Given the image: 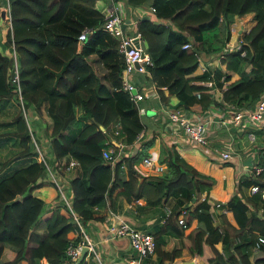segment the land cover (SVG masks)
Returning a JSON list of instances; mask_svg holds the SVG:
<instances>
[{
    "label": "trees",
    "instance_id": "trees-1",
    "mask_svg": "<svg viewBox=\"0 0 264 264\" xmlns=\"http://www.w3.org/2000/svg\"><path fill=\"white\" fill-rule=\"evenodd\" d=\"M143 2L126 0L133 7ZM9 4L10 27L4 40L0 31V113L9 112L5 105L13 106L11 98H15L18 110L11 119H0V126H4L0 143L10 141L18 150L0 165V264L23 259L33 262L36 257H45L51 264H71L66 248L81 238L79 233L69 235L77 229L73 213L84 221L99 218L94 212L107 199L110 206L117 197L126 201L144 198L148 205L163 206L170 196L176 199L177 208L166 217L160 212L165 224L153 234L158 262L173 260L183 245L200 255L207 244L212 250L209 264H264V217L255 212L247 216L249 206L264 209L259 192L234 193L222 203L226 208L217 214V222L209 198L214 178L191 164L176 143L164 144L161 149L158 159L164 163L163 170L147 175L135 164L150 154L153 137L143 139L132 155H120L114 161L102 156L103 147L118 149L110 138L115 122H120L121 128L119 135L113 136L125 144L142 136L146 125L122 87L123 60L117 41L101 27L104 11L98 1L9 0ZM149 4L161 21L139 18L137 27L152 60L145 79L155 85L162 102L199 112L212 106L247 108L255 104L264 90V0H152ZM248 12L253 13L254 23L240 47L218 56L225 68L218 61L196 72V53L222 52L235 16ZM85 27L92 31L81 40L78 36ZM189 40L192 47L184 48ZM91 54L110 69L109 79L98 77L87 59ZM15 65L17 79L10 73ZM234 72L239 76L232 80ZM208 78L220 90L219 98L202 83ZM29 109L35 113L44 110L50 117L54 156L74 157L79 162L69 179L71 206L60 202L46 217L45 200L35 193L46 167L35 157ZM246 139L241 136L240 143ZM16 160L24 163L15 168L12 164ZM255 160L262 169L241 175L239 185L249 188L257 183L264 188V146L258 149ZM227 210L237 226L228 220ZM180 216L184 224L178 223ZM194 220L197 225L186 232ZM40 222L45 226L38 231ZM231 228L235 230L230 232ZM171 236L188 240L168 250ZM218 240L223 241L222 250L215 246ZM6 245L16 252L9 260L1 259Z\"/></svg>",
    "mask_w": 264,
    "mask_h": 264
},
{
    "label": "crops",
    "instance_id": "crops-1",
    "mask_svg": "<svg viewBox=\"0 0 264 264\" xmlns=\"http://www.w3.org/2000/svg\"><path fill=\"white\" fill-rule=\"evenodd\" d=\"M152 0H145L142 4L138 6H144L148 10V12L140 11L138 6H130L124 1V11L126 15V21L128 24V28H132L139 18L142 19L143 15L148 14L149 18L143 19H151L156 22L161 21L158 19L154 11L148 9ZM1 11V10H0ZM1 14V13H0ZM253 13L248 12L243 15H236L234 18L233 23L231 24V37L229 41L226 43L225 47L227 46L229 49H237L239 47V41L245 39V33L248 32L254 21H253ZM3 21L0 23V31L2 40L5 39L7 32L9 31L10 27V20L8 17L2 16ZM170 24V23H169ZM107 33V32H106ZM109 36H111L109 34ZM112 37V36H111ZM113 38V37H112ZM224 47V48H225ZM223 48V50H224ZM231 49V50H232ZM228 51V50H227ZM217 54V53H215ZM121 55V54H120ZM97 55L91 54L87 59L91 63L92 67L94 68L96 74L100 79L103 81L109 79L108 67L104 64L102 59L97 60ZM122 57V55H121ZM123 60V57H122ZM219 61V66L221 68H225V63L221 62L219 59L211 58L208 56H203V67H199L197 64L196 72H202L207 65H214ZM250 67L247 66V69ZM12 69L13 74H11L13 79H17V66L15 65ZM10 70V73L12 71ZM123 69V67H122ZM121 69V73H122ZM108 73V74H107ZM239 74L234 72L232 73V80L238 78ZM106 78V79H104ZM135 85L140 86V90H144L145 92H153L156 91L155 85L145 79V76L141 74H133L131 78ZM122 81V77H121ZM138 89V88H137ZM139 90V89H138ZM157 92V91H156ZM158 94V93H157ZM213 94L216 98H219L221 92L218 90L213 91ZM159 96V94H158ZM176 101V100H174ZM145 107H147V111L144 115H142V119L145 122L146 129L144 131L145 138H154L153 145L149 148L151 153L157 154L160 157L161 149L164 144L176 143L182 153V155L191 163L193 164L198 170L201 172L208 174L214 178V182L211 185L209 190V198L210 202L212 203L211 210L214 214L215 220H218V213L222 211L219 208L214 207L215 202L225 203L227 200L238 191L243 195L249 194V188L246 186H241L238 183L239 177L250 175L251 168L246 166L245 159L249 156L255 159L257 155V151L259 148L264 146V142L262 139H258L254 142V144H249L247 139L245 140L244 144L240 143L239 138L246 137V134L240 133L238 136L235 137V143L233 146V151L231 157L227 160L222 161L217 154L210 155L207 153L203 146L197 143L188 144L186 142V138L183 134H179L175 136V134L170 133L167 130L165 124L161 120V102L162 100L157 99L156 96H153L151 99L145 98L142 101ZM162 104H176V103H164ZM150 106V108H149ZM152 106V107H151ZM194 108H198L197 106ZM199 112V111H195ZM29 116L32 120V124L34 126V130L37 134L38 140L45 148H48L47 151L42 152L44 157L53 169V174L57 177L64 185L67 195L70 196V206H71V199H72V189L70 187L69 179L76 173V168L79 165V162L74 157H69V159H62L57 158L54 156L53 149L50 143V136L48 133L50 132L49 124H50V117L45 113L44 110L41 113H35L31 109H29ZM213 126V125H212ZM258 129L256 133L259 136H264V119L259 123ZM103 129V126H100ZM118 127V132L115 130ZM121 124L120 122H115L112 125V134L110 136L111 141L115 144L116 147L121 148L123 146V142L120 140L117 141L113 135H119L120 133ZM47 130V140L46 138L41 137L45 131ZM209 148L218 146L222 144V139L227 138V131L224 128H216L215 126L209 129ZM261 141V144L259 143ZM34 144L38 145L35 140ZM250 142V141H249ZM138 142H135L137 144ZM134 144V143H133ZM134 144V145H135ZM125 145V143H124ZM131 145V146H134ZM137 146V145H135ZM111 147V146H109ZM104 148V147H103ZM102 148V149H103ZM113 148V147H112ZM139 148V147H138ZM49 156V158L46 157ZM38 152L36 154V159L38 161L43 162L38 157ZM73 159L77 161V164L67 168L68 162ZM44 163V162H43ZM45 164V163H44ZM139 171L143 174L147 175L149 173L156 172L152 167L144 164V162L140 161L135 164ZM46 167V165H45ZM16 168V167H15ZM41 185L36 187L35 193L42 196L46 203V210L48 211L43 217H46L51 214V209L56 206L58 203L63 202L60 199V195L57 192V188L55 184L52 182L50 178V174L48 177L47 169L45 168L44 176L41 179ZM44 183V184H43ZM54 184V186H53ZM64 203V202H63ZM250 211L247 212V216L252 214L253 212L257 213L259 216L264 217V209L262 206H249ZM176 199L174 197H169V200L166 202L165 205L160 206H151L146 204V200L144 198H139L132 201H126L123 197L115 198L113 205H109L108 199L102 206L96 208L94 215L99 218H89L86 220H79V224L76 222V230L69 233L70 236H75L77 233L82 236L83 234L87 235V237L92 241L94 245V249L98 255V258H93L88 253L84 255L81 261H77L81 264H209L207 262V258L212 255L211 248L204 244L202 254H195L191 253L188 250L186 245L182 246L181 252L179 255H176L173 260L168 261L164 260L162 263L157 261L156 252L149 254L148 256L139 259L136 251L131 247L130 242L127 237L125 236H117L114 235L111 227L112 224L116 223L119 219L126 220L133 224L137 228H141L147 230L154 234L158 230H161V226L165 224L164 220L166 216H169L172 209H176ZM226 208V206H225ZM257 208V209H254ZM164 211L165 217L163 218L160 215V212ZM225 211V210H224ZM226 215L228 220L231 222L232 225L237 226L236 221L234 219L233 214L230 210L226 211ZM197 225V222L194 220L190 227H188L185 231L188 232L192 227ZM44 222H40L37 226L36 230L41 231L44 228ZM229 229V228H228ZM235 229H230V232H233ZM185 232V233H186ZM168 234L165 233L164 236ZM188 240L187 237L179 238L175 236H171L166 244V249L170 250L174 247H179L181 245V241ZM215 246L222 250L223 248V241L218 240L215 242ZM16 252L13 248L9 245H6L3 248V253L1 255V259L9 260L15 256ZM79 258V257H78ZM16 264H51L45 257H36L33 262H29L25 259L18 261ZM261 264V263H257Z\"/></svg>",
    "mask_w": 264,
    "mask_h": 264
},
{
    "label": "built area",
    "instance_id": "built-area-1",
    "mask_svg": "<svg viewBox=\"0 0 264 264\" xmlns=\"http://www.w3.org/2000/svg\"><path fill=\"white\" fill-rule=\"evenodd\" d=\"M100 1L102 2L101 8L104 11V20L101 27L117 41V50L123 57V69L121 73L122 87L124 90L129 92L131 99L136 105L138 113L140 115H144L147 111V107L141 104V101L145 98L151 99L153 96H156L159 100L160 98L156 91L145 92L142 89L138 90L133 80L130 79L133 74H141L143 77L150 75L148 65L152 64V60L144 47L143 34L141 30L138 29L136 22L132 28L127 27L128 24L125 19L126 15L124 11L125 0ZM138 8L142 11V13L148 12L146 7L142 5L138 6ZM148 9L151 11L155 10L152 5H150ZM0 10H4V17L10 18L9 0H0ZM91 31L92 30L90 28L85 27L80 32L78 38L81 40L85 39ZM241 43L242 40L239 41V47ZM183 47L190 49L192 47V41L189 40L185 42ZM231 49L226 46L222 52L217 54L196 53L198 66L201 68L204 66L202 62L203 56L216 58L218 60L219 55H223L225 51ZM242 53H244V51ZM221 79H223V77ZM202 83L208 87L207 90L209 92L213 93L215 90L220 92L217 86H214L212 78H208ZM134 88L136 89L135 93L132 91ZM197 95H200V92H198ZM160 112L161 120L170 133L175 134V136L183 134L188 144H200L204 147L207 153L210 155L217 154L220 159L224 161L231 157L234 149L233 146L235 143V137L240 133L244 132L247 139L254 144L257 137L256 130L260 127L259 123L264 119V90L260 93L258 99L252 107L236 108L231 104L228 108H224L222 106H212L203 112H195L176 104L164 105L161 102ZM212 125L218 129L224 128L227 131V138L222 139L221 145L209 148L208 144L210 141L208 135L210 126L213 127ZM115 132H118V127ZM36 150L38 152L39 159L46 165L48 177L50 174V178L57 188L60 199L70 207V196L66 193L65 185L57 177H55L52 167L48 165L44 154L38 145H36ZM121 151V148L113 149L112 147H104L102 149V156L107 160L114 161L118 158V156L122 155L120 154ZM247 158L245 159V164L251 168V174L258 173L262 168L256 164V156L255 159L250 157V163L246 161ZM143 162L157 172L163 170L164 168V165L156 162L152 156L146 157ZM76 164L77 161L71 159L68 162L67 168ZM253 192L260 193L264 206V188L260 187L257 183H253L249 186V193ZM221 205V202L214 203L215 208H220L224 211L225 208ZM73 216L79 224L78 217L74 213ZM184 222V217L180 216L178 218V223L184 224ZM111 230L114 235L125 236L128 238L131 247L136 251L140 260L154 252L155 238L151 232L137 228L130 222L123 219H119L116 223L112 224ZM261 238L264 239V236H261ZM83 246H87V253L89 255L93 258H98L92 241L87 237V235L83 234L76 244L70 243L66 248V254L70 257L71 264H81L77 261V259Z\"/></svg>",
    "mask_w": 264,
    "mask_h": 264
},
{
    "label": "rangeland",
    "instance_id": "rangeland-1",
    "mask_svg": "<svg viewBox=\"0 0 264 264\" xmlns=\"http://www.w3.org/2000/svg\"><path fill=\"white\" fill-rule=\"evenodd\" d=\"M97 1H98V4L100 5V7H102V2H101L100 0H97ZM10 101L13 102V106H14V107L11 106L10 104H9V105H5L6 110L9 111V112H7V114H2V113H0V119H2V120H4V121H7L8 119H11V117H12L11 114H12L15 110H18V107L14 105V104L16 103L15 98H11ZM14 108H16V109H14ZM3 128H4V126H3V127L0 126V130H2ZM30 129H31V131H32L33 137H34L35 141L37 142V144H38L40 150H41L42 152L47 151L48 148H45V147L43 146V144H41L40 141L38 140V137H37V134H36V132H35V130H34V126H33V124H31ZM46 134H47V130L45 131V133H44L41 137L46 138V140H47V136H46ZM48 135H49V133H48ZM143 139H145V135H144V134H143L142 136H140V137L135 141V142H138L137 144H135V142H133V143H134L135 145H137V146H135L133 143H132V144H125V145H124V143H123V146L121 147L122 151H121L120 154H122V155H126V156H127V155H132V154H134V153L136 152V150L138 149V147H139V145H140V143H141V141H142ZM255 141H257V137H256ZM255 141H254V142H255ZM262 142H264V136H263V140H262ZM259 143L261 144V141H260V140H259ZM249 144H252V142H248V145H249ZM131 145H134V146H131ZM17 150H18V146H17V145H14V144L11 143L10 141H8V142L5 143V144L0 143V165H1V162H2L3 160L7 159L9 156L12 155V153H13L14 151H17ZM148 156H152V157H154V159H155L156 162H158V163H162V162L159 161L157 154H154V153H151V152H150V154H149ZM148 156H144L140 161L143 162L144 159H145L146 157H148ZM46 157L49 158L48 155H46ZM49 159H50V158H49ZM140 161H139V162H140ZM23 163H24L23 160H16V161H14V163L12 164V166H13V167H17V166H19V165H21V164H23ZM162 164L164 165V163H162ZM1 169H2V168H1ZM1 169H0V170H1ZM2 172H3V171H2ZM2 172H0L1 175H2ZM156 172H157V171H156ZM217 222H218V221H217Z\"/></svg>",
    "mask_w": 264,
    "mask_h": 264
},
{
    "label": "water",
    "instance_id": "water-1",
    "mask_svg": "<svg viewBox=\"0 0 264 264\" xmlns=\"http://www.w3.org/2000/svg\"><path fill=\"white\" fill-rule=\"evenodd\" d=\"M0 13H1V15L3 16V14H4V10H1ZM143 18H149V15H148V14L143 15V16H142V19H143ZM137 65H138V64H137ZM13 70H14V69H12L11 74H13ZM132 91H133V93H135V92H136V89L134 88ZM246 161H248V163H250V162H251L250 157H248ZM87 251H88L87 246H83L82 249H81V252H80V255H79L78 261H81V260L83 259L84 255L87 254Z\"/></svg>",
    "mask_w": 264,
    "mask_h": 264
}]
</instances>
